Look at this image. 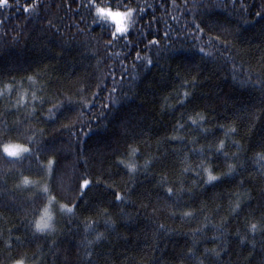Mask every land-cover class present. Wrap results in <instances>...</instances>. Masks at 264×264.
<instances>
[{"label":"trees","instance_id":"obj_1","mask_svg":"<svg viewBox=\"0 0 264 264\" xmlns=\"http://www.w3.org/2000/svg\"><path fill=\"white\" fill-rule=\"evenodd\" d=\"M6 143L0 264H264V0H9Z\"/></svg>","mask_w":264,"mask_h":264},{"label":"snow or ice","instance_id":"obj_2","mask_svg":"<svg viewBox=\"0 0 264 264\" xmlns=\"http://www.w3.org/2000/svg\"><path fill=\"white\" fill-rule=\"evenodd\" d=\"M9 0H0V6H6L8 4ZM29 7H31V5H29ZM120 7H124L123 4H120L117 6L116 10H113V8L111 7H101L98 4L95 6V12L98 14L99 18L101 20L103 19H109L113 22V24L115 25V31L110 32V35L112 37H117V35L119 34L121 37L127 32L128 29V25H127V18L130 16L132 9L128 8L127 11H120L119 8ZM25 11H27V8H25ZM257 15H260V13H257ZM201 51H203V49H201ZM149 63H151V61H149ZM186 96L188 95L187 93L185 94ZM193 123L195 124L196 121L193 120ZM224 145H223V141H221V144L219 146V148L217 149V151H221L223 149ZM0 148H2L3 153L7 154V156L10 157H19L20 154L22 152H29L30 150L25 147L24 145H18V144H3L0 145ZM51 163V161H50ZM130 168V170L132 168H134V166H128ZM207 171V169H206ZM233 171V168L231 165H229V172L231 173ZM220 178L217 176H214L211 174V172L208 173V181H217ZM25 182H27V178H25ZM90 181L85 179L82 181V183L79 185L80 189H86L90 186ZM45 194H47L48 189L45 188L44 189ZM167 193L169 195L173 194V190L171 188L167 189ZM83 191L80 192V198H83ZM115 200L116 201H120L122 202L123 199L125 197L121 196L120 193H113ZM54 197H49V200H53ZM61 211H67V212H72V208H69L68 205H61ZM76 207V205H73V208ZM237 207H239V205H237ZM185 215H190L189 213H185ZM51 220V215L48 213L47 210H45L44 216L41 217L40 221H38L36 223V228L39 231H44L48 228L51 227V224L49 223V221ZM251 228L253 230L256 229V225L253 224L251 225ZM102 236V234H97V239H100ZM217 255H219V253H217ZM16 264H23V261H17Z\"/></svg>","mask_w":264,"mask_h":264},{"label":"rangeland","instance_id":"obj_3","mask_svg":"<svg viewBox=\"0 0 264 264\" xmlns=\"http://www.w3.org/2000/svg\"><path fill=\"white\" fill-rule=\"evenodd\" d=\"M44 213H45V212H43V215H44ZM43 215L41 214V217H42ZM40 219H41V218H40ZM14 264H16V263H14ZM23 264H24V263H23Z\"/></svg>","mask_w":264,"mask_h":264}]
</instances>
